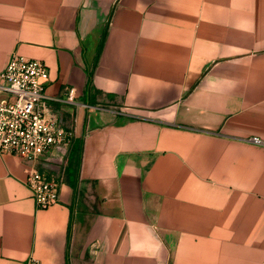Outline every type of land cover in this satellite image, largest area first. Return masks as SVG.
I'll return each mask as SVG.
<instances>
[{
  "label": "crops",
  "instance_id": "1",
  "mask_svg": "<svg viewBox=\"0 0 264 264\" xmlns=\"http://www.w3.org/2000/svg\"><path fill=\"white\" fill-rule=\"evenodd\" d=\"M14 54L74 137L0 152V264H264V0H0Z\"/></svg>",
  "mask_w": 264,
  "mask_h": 264
},
{
  "label": "built area",
  "instance_id": "2",
  "mask_svg": "<svg viewBox=\"0 0 264 264\" xmlns=\"http://www.w3.org/2000/svg\"><path fill=\"white\" fill-rule=\"evenodd\" d=\"M49 69L40 60L14 54L7 68L0 72V152L14 154L29 163L39 161L54 148H68L74 131L66 130L46 115L45 89ZM74 90L68 100L73 101ZM250 142L261 145L259 138ZM39 209H48L60 199V183L34 168L25 181ZM30 264H38L30 260Z\"/></svg>",
  "mask_w": 264,
  "mask_h": 264
}]
</instances>
